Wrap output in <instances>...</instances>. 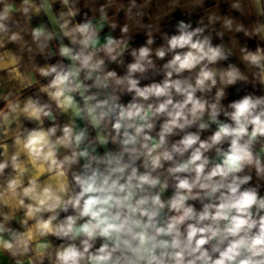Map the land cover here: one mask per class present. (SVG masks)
<instances>
[{
	"label": "clouds",
	"instance_id": "obj_1",
	"mask_svg": "<svg viewBox=\"0 0 264 264\" xmlns=\"http://www.w3.org/2000/svg\"><path fill=\"white\" fill-rule=\"evenodd\" d=\"M55 3L0 0V71L22 85L0 97V253L12 264H264V12L246 26L210 10L169 34L129 0L120 10L138 9L146 36L132 47L128 23L112 34L109 5L98 22H74L80 0ZM228 5L244 15L243 0ZM42 14L51 27H31ZM240 33L257 43L239 46L237 64ZM10 44L46 83L21 74ZM233 87L243 94L229 99Z\"/></svg>",
	"mask_w": 264,
	"mask_h": 264
},
{
	"label": "crops",
	"instance_id": "obj_2",
	"mask_svg": "<svg viewBox=\"0 0 264 264\" xmlns=\"http://www.w3.org/2000/svg\"><path fill=\"white\" fill-rule=\"evenodd\" d=\"M20 2L21 0H7V3L12 4L14 9L20 4ZM128 3L129 0H80V3L77 5V7L81 9V15L77 16L74 22H80L83 18V13L85 12L88 13L89 17H96V20H94V22H98L99 13L98 11H96V9H98V7L102 4H107L109 5L107 9L109 19L117 22L118 24L117 29L112 34L116 37H119L120 36L119 26L128 23L131 29L130 34L133 36V40L131 41V46L139 47L145 43L146 36L144 35L143 30H141L136 24L135 12L138 11V9H134L133 12L130 14L126 13L123 10H120L121 4L127 6ZM137 3L140 5H144L143 7V11L145 13L144 21H143L144 23H151L154 26H158L160 28V31L167 32L169 34H173L175 32L174 26L178 20L184 19L187 21L190 19L193 26L195 27L196 21L199 19V17L201 15H206V12L210 10L217 11L220 14L234 16L237 19L241 20L246 26H252L253 21H255L258 18V13L264 12V0H243L244 15L242 16L240 15V13L230 9L228 5V0H205V8L197 9L194 12L193 9L190 7V0H181V8L177 9L175 12L172 11L171 0H137ZM3 8H4V4H0V11H3ZM53 9L55 13H58L61 10H67L60 3V0H56V3L53 5ZM189 13H192L191 16H189ZM13 19L20 21L19 28L13 26L14 31L23 29L25 27L23 17L20 16L19 13L13 11ZM41 23H48L45 18V15L43 14L40 16L33 17L31 21V27H35ZM217 28H219V25H217ZM109 31L110 29L108 28L107 24H105L103 30L100 33L102 41H103V37ZM154 35L156 40V44L154 45L155 47L161 44L162 40L159 32L154 33ZM231 36H232L231 33H226L224 37V42L226 44H229V46H233L230 41ZM25 39L30 41V36L25 34ZM219 42L220 40L214 37L213 43L215 44ZM245 42H247L249 48L253 50L257 43L255 39H248L244 37L242 33L236 34L235 49L237 50V54L236 56L231 58L232 62H236L237 64H239L238 48L240 45L244 44ZM8 47L11 48L13 51H15L17 55L22 57L19 65V69L23 76L25 77L30 76L34 82L38 80L41 84L46 83V80L40 77L34 71L33 62L29 61L28 58L29 54L26 52V50H22L18 45L15 44H10L8 45ZM0 51H3V49H0ZM125 60L126 62H130L131 60V57L128 56L127 53L125 54ZM48 62H54V61H48ZM44 63L45 60L42 57L36 56L35 64L42 65ZM240 66L241 68H243V65ZM111 67L115 68L116 66L112 65ZM117 71L119 72L122 70L117 69ZM21 87L22 85L18 80L15 79L10 80L5 72L0 71V97L5 95L9 91L15 93L19 91ZM37 88L38 85L33 83V87L27 88L26 90L23 91V96L32 94ZM229 91H230L229 99L238 98L240 95L243 94V91L237 92L235 87H233ZM3 108H4V101L0 99V109ZM0 264H12L10 257H8L6 253H0Z\"/></svg>",
	"mask_w": 264,
	"mask_h": 264
},
{
	"label": "water",
	"instance_id": "obj_3",
	"mask_svg": "<svg viewBox=\"0 0 264 264\" xmlns=\"http://www.w3.org/2000/svg\"><path fill=\"white\" fill-rule=\"evenodd\" d=\"M53 12H54V9H53ZM45 18L47 20V22L49 23V27H51V23L50 21L48 20V16L45 15ZM53 31H56V29H53ZM66 43V41H64Z\"/></svg>",
	"mask_w": 264,
	"mask_h": 264
}]
</instances>
